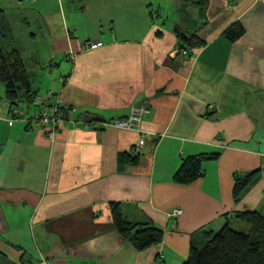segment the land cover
Returning <instances> with one entry per match:
<instances>
[{"label":"crops","instance_id":"crops-1","mask_svg":"<svg viewBox=\"0 0 264 264\" xmlns=\"http://www.w3.org/2000/svg\"><path fill=\"white\" fill-rule=\"evenodd\" d=\"M67 2L0 0L25 44L3 48L19 52L35 93L11 108L0 83V264H183L202 230L264 217V0H208L203 13L189 2L185 27L180 0L174 14L158 0ZM233 24L243 36L229 41ZM175 28L203 46L182 48ZM55 102L69 110L49 135L31 118ZM140 107L136 127L106 125ZM206 155L217 158L202 161L200 178L174 182L184 159ZM251 174L234 201L235 178ZM112 204L158 227L160 243L133 248Z\"/></svg>","mask_w":264,"mask_h":264},{"label":"trees","instance_id":"trees-1","mask_svg":"<svg viewBox=\"0 0 264 264\" xmlns=\"http://www.w3.org/2000/svg\"><path fill=\"white\" fill-rule=\"evenodd\" d=\"M189 2L195 3L203 13L208 0H181L178 9L181 27L189 26V22L184 20V8ZM2 16L3 11L0 9V19ZM4 29L0 22V83L4 85L6 100L13 108L22 100L31 102L35 93L19 52L6 51L3 48L2 43L6 38ZM177 32L183 43L182 48L188 46L193 49L203 46V42L196 35L187 34L181 28L177 29ZM225 36L229 41L238 40L243 36L242 26L233 24L227 29ZM214 158H217V155L184 159L174 174V182L186 185L200 178L202 161ZM136 159L129 158L128 155L119 156V161L134 163ZM255 174L235 178L232 191L234 201L240 200L245 191L252 186ZM110 209L116 231L133 248L143 251L160 243L162 231L158 227L148 222L138 225L129 223L123 217L119 204L110 205ZM235 218L246 226V232L233 230L228 222L218 231L202 230L199 232L203 237L202 242L190 246L189 256L183 264H264V217L256 212H243L236 214Z\"/></svg>","mask_w":264,"mask_h":264},{"label":"built area","instance_id":"built-area-1","mask_svg":"<svg viewBox=\"0 0 264 264\" xmlns=\"http://www.w3.org/2000/svg\"><path fill=\"white\" fill-rule=\"evenodd\" d=\"M102 44L100 42H96L94 44H89L87 46L88 49H96L98 47H100ZM183 55H187V52H182ZM45 105V104H44ZM43 105V106H44ZM42 106V109L39 110L37 113H35L33 115V117L31 118V123L32 125L38 129V130H42V131H46L49 130L50 128H58L59 124L62 121V114L61 112H63L62 110H65L66 107H62V105H60L59 103H55V104H51L48 108V106ZM18 111H14L13 114L17 115ZM147 109L140 107V108H136L133 109L132 112L130 113V115H128L125 118L122 119H117L112 121L109 124L106 125H112L114 127L117 128H121V129H132L134 127H136V125L138 124L140 117L143 113H147ZM64 121V118H63ZM145 140H146V135H144L143 133L139 134V140H138V144L136 147V155H138V152L140 149H142L145 145ZM180 215V211L179 210H175L173 212V216H179Z\"/></svg>","mask_w":264,"mask_h":264},{"label":"rangeland","instance_id":"rangeland-1","mask_svg":"<svg viewBox=\"0 0 264 264\" xmlns=\"http://www.w3.org/2000/svg\"><path fill=\"white\" fill-rule=\"evenodd\" d=\"M155 2H156V5H155V8H158L159 6H157V0H154ZM181 1V0H180ZM158 3H161V4H163V6L162 7H165V8H169L170 10H171V13L172 14H174V12H175V9H174V7H173V0H158ZM30 4H24L23 6H21L19 9L20 10H23V9H21V8H27L28 6H29ZM66 5L68 6V5H70V7H73L74 9H77V8H79L80 7V4L78 3V0H73V4L71 5V4H69L68 2L66 3ZM44 6H46V5H44ZM0 22H1V24L4 26V30H3V32H4V35L6 36V38L5 39H7V40H4V41H6V43H5V46H6V44L7 43H9V44H13V43H15L16 41L18 42V44L17 45H19V47L20 48H22V50H23V47L25 48V44L23 43V39H22V35H21V33H19L20 32V27L18 26V25H16V24H14V23H11L10 22V20H9V18H8V16H6V17H4V16H2L1 17V19H0ZM11 29H13L14 31H12ZM39 38V37H38ZM40 39V38H39ZM40 45V42L38 43V46ZM25 52V51H24ZM28 66H29V63H28ZM42 69H43V67H41ZM50 80V79H49ZM32 82L33 83H37V84H39L38 82H39V77H38V75H37V72L35 73V75H33V77H32ZM47 84H45V86H46ZM41 90H42V88H41ZM48 97H51V95H48ZM55 103H57V102H55ZM55 103H53V104H55ZM60 104V103H59ZM51 104H45L44 106H48V108H49V106H50ZM43 106V107H44ZM64 107H66V106H64ZM69 109H68V107H66L65 108V110H62L63 112H61V114H62V121H61V123L59 124V126H58V128H50L49 130H46V131H44V132H46V133H48L49 135H54V134H56L58 131H59V127H60V125H62V123H64V121H63V118L65 117V113L68 111ZM18 113V112H17ZM13 114V113H12ZM16 115V114H15ZM20 115H21V112H19L18 114H17V116H19L20 117ZM104 125V124H103ZM105 126V125H104ZM231 228L233 229V230H237V231H245V230H247V228H246V226H244V229H242V228H240L239 226H237V225H234V224H232L231 225ZM246 232V231H245Z\"/></svg>","mask_w":264,"mask_h":264},{"label":"water","instance_id":"water-1","mask_svg":"<svg viewBox=\"0 0 264 264\" xmlns=\"http://www.w3.org/2000/svg\"><path fill=\"white\" fill-rule=\"evenodd\" d=\"M175 29H177V28H175Z\"/></svg>","mask_w":264,"mask_h":264}]
</instances>
